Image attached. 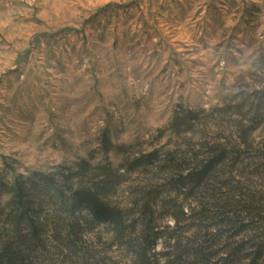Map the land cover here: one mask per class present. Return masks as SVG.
Segmentation results:
<instances>
[{"label": "rangeland", "instance_id": "rangeland-1", "mask_svg": "<svg viewBox=\"0 0 264 264\" xmlns=\"http://www.w3.org/2000/svg\"><path fill=\"white\" fill-rule=\"evenodd\" d=\"M187 110L199 115L191 130L171 129ZM151 151L153 165L120 169ZM220 151L209 218L188 219L176 235L189 247L207 225L220 239L210 264H264V0H0V175L9 183L83 159L110 164L120 182L109 201L130 220L148 203L147 217L169 232V205L189 213L194 201L172 184L167 154L185 165ZM106 232L83 253L54 249L34 264H132L128 244ZM168 240L156 244L160 264L175 255Z\"/></svg>", "mask_w": 264, "mask_h": 264}, {"label": "trees", "instance_id": "trees-1", "mask_svg": "<svg viewBox=\"0 0 264 264\" xmlns=\"http://www.w3.org/2000/svg\"><path fill=\"white\" fill-rule=\"evenodd\" d=\"M195 120H199L197 112H175L170 128L187 132ZM110 144L104 134L105 150ZM166 158L169 170L178 172L172 184L194 201L189 213L179 202L169 205L168 213L175 222L173 227L167 226L169 232L161 231L153 218L147 217L146 206L151 209L148 203L141 206V215L138 212L137 218L130 220L122 208L109 201L108 197L120 182L112 174L116 170L110 164L92 166L83 159L74 168L61 166L53 171L18 174L11 183L0 175V264H34L38 255L44 256L54 249L76 255L99 236L100 228H105L115 242L128 244L133 253L132 264H160L155 247L167 236L168 246L175 249L174 257L171 251L162 253L168 263L176 260L210 264L214 256L210 249L220 240L219 229L210 231L207 225L200 226L197 238L189 247L180 244V235L176 232L188 219L205 222L209 218L205 201L209 191L207 182L226 158L225 152L185 165H182L185 161L176 160L171 153ZM156 159L157 151H151L126 165L122 163L120 169L129 171L151 166Z\"/></svg>", "mask_w": 264, "mask_h": 264}]
</instances>
